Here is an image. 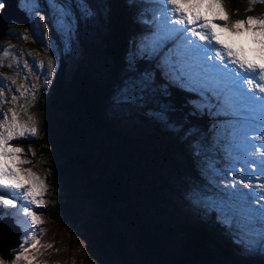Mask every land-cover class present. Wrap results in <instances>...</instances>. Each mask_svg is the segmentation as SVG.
Segmentation results:
<instances>
[{
	"label": "rangeland",
	"instance_id": "rangeland-1",
	"mask_svg": "<svg viewBox=\"0 0 264 264\" xmlns=\"http://www.w3.org/2000/svg\"><path fill=\"white\" fill-rule=\"evenodd\" d=\"M19 2L24 12L30 17V23L23 26L12 22L9 25L7 38L0 42V85L3 86L2 97H0V115L7 113L10 119L11 112L15 110L22 123L28 122V115H32L36 135L17 140L32 141L39 137L40 127L44 126L47 118V109L43 111L44 105L40 101L41 95L45 92L47 95L55 93L62 70L66 71L67 88L72 96L80 88L100 87L106 84L112 74L117 72L114 81L109 86L110 95L105 101L103 110V113L112 119L114 116L119 117L115 120L120 123L117 129L138 136L140 133L138 129L143 130L146 127L143 120L150 119L152 122L156 120L154 124L163 127L160 132L175 131L179 135V143L184 147L182 151L175 148L171 150L170 154L162 153V157L167 160L162 161L158 166L150 158L149 163L142 162L134 168L130 165L129 159L121 160V158L128 154L126 151L138 145L137 140L131 138L132 143L120 148V146H111L119 144L113 138V132L87 130L90 140L97 144H103L104 148L111 147L113 150L110 148L103 149V151L98 148L91 149L95 154L104 156L109 168V176L118 173L117 175L123 178L124 186L126 187L125 182L129 184L131 196L127 203L115 204L112 208L107 209L104 215L116 231L124 236L128 248H130L129 255L132 261L139 264H164L156 255L143 253L140 250L138 242L144 238L145 234L143 233L142 237L140 227H144L145 231L153 237L152 239L156 240L163 255L169 257L170 261L181 259L182 247L186 241L185 233L181 234V223H184L186 228L197 229L200 233L205 232L210 236L212 233L215 234L214 238L211 237L220 247L210 241L207 246L213 252L216 264H264V253L259 249V245L264 244V200L259 201L261 204L259 208L255 207L252 203L256 199L255 195L247 193L250 189L243 187L244 183L248 181L246 179L241 181L237 178L242 169L239 165L235 172L227 169L228 150L239 151L238 144L233 143L229 137L237 147L235 149L228 139L227 132L231 129L229 120L233 115L217 113L216 108L211 107L217 101L210 92L205 95L200 90L191 91L170 76L161 64V59L167 52L164 46L158 55H145L140 51L138 55L133 56L137 57L139 62L145 61L149 57H157V64L153 66L151 74L147 71L142 72L136 64V59L131 56L117 61L111 59L104 52L105 18L108 13L106 0H55L56 5L64 6L69 11L70 29H62L58 25L59 11L53 6V0H19ZM257 3L264 12V3ZM81 4L87 6L89 15H85L81 11ZM153 5L156 7L155 11ZM222 5L228 15L227 23H234L230 4L227 0H222ZM149 6L153 7L149 11L151 22H149L150 18L144 17L146 15L145 7ZM159 7H162L159 0H138L137 16L131 31H135L134 35H137L139 41L144 35L141 31L142 28L147 35L146 39L153 34L154 20H159L157 13ZM215 11H219V9H215ZM41 16L44 17L43 22L39 20ZM207 18L216 24L224 23L211 14ZM257 18L264 20V13ZM229 35L228 32H225L221 39L234 47H238L241 43L247 47L244 38L234 34L229 38ZM130 39L131 34L128 36V41ZM141 44L139 43V48ZM5 51L9 53L7 56L4 55ZM25 61L30 65H35V71H30L28 67H25ZM50 63L54 65L51 71L49 70ZM63 63L66 66L65 69L62 67ZM41 64L43 67H40ZM141 67L143 68L142 65ZM192 71L195 72L196 69L193 67ZM13 79L16 80L15 84L12 83ZM151 81L157 85L164 81L166 89L173 88L180 97L186 96L187 110L207 119L211 130L209 137L207 131H199L190 126L188 122L176 123L172 121L168 116V107L164 99L150 88ZM32 85H35L36 98L34 102H30L32 92L29 91L27 96L18 99L15 105L11 103L13 95L19 97L24 88H30ZM129 102L133 104L132 107L129 106ZM203 104L210 105V107H197ZM24 108H27V112L23 111ZM254 115L253 119L247 115L238 124H235L238 118L232 120L231 123L232 127H236L241 137L245 133L252 134L249 139L256 141L259 145L262 142L260 127L264 124V107L257 109ZM84 118V112L77 113V119L82 120L85 125ZM2 130L0 129V131ZM262 131H264V127H262ZM169 138L166 137L165 140L158 141L166 145L169 143L167 141ZM251 147L252 145L249 144V148ZM261 150L264 151V149ZM33 153L36 157L39 156V159L31 162L29 157H24L30 161V166L26 169H30L33 175L44 181L45 190L42 195L37 197L44 203L39 206L32 204L29 207L37 214L41 223L38 227L32 226L31 219L24 214L8 217L13 219L23 233L22 242H20L23 247L16 250L17 254L11 255L12 262L10 264L13 262L14 264H110L107 259L92 251L88 244L90 236L84 226L90 223L94 216V208L89 202L83 201L80 204L79 219L76 220L79 226L74 233H69L64 226L55 224L42 215L40 210L51 197L49 186L51 160L46 153L41 154L36 150ZM219 153L226 155L223 162H221L223 156H219ZM253 158L258 159L259 152ZM244 162L243 160L236 161L239 164ZM247 162L251 163V161ZM126 164H129L130 177L125 173ZM249 170L255 171V167L249 166ZM245 171L247 173L248 169L246 168ZM257 171L264 173V163H257ZM136 172L139 175L149 174L147 177L149 189L138 186L141 176L138 177V180H132L133 177H137ZM22 177L27 182L24 173ZM262 181H264V177L254 176L251 180L253 188H256ZM232 182L236 183L237 192L231 193L229 190V194L224 195ZM151 189L154 196L150 195ZM156 199H162V201L157 202ZM154 203H157L158 206L156 207ZM129 205L136 215V220L129 221V214L126 212ZM222 214L236 217L242 227L249 228L253 236L257 238V244L250 247L247 241L243 244L238 243L240 234L235 224L229 226L224 223ZM211 215L214 216L213 222L209 218ZM249 217L253 218L251 225L248 223ZM216 225L219 232H214ZM12 226V222L0 217V228L4 227L2 230L0 229L1 239L7 237L10 242L11 240L17 242V234L15 235L16 231ZM30 228L35 229L36 238L39 239L35 248L31 247L36 243V240L32 238ZM17 232L20 234V231ZM192 233L198 235L194 230ZM10 245L3 251L4 255L9 252ZM25 247L29 249L27 252H24ZM3 248L4 245L0 248V264H6L2 260ZM16 255H21L19 261L15 260Z\"/></svg>",
	"mask_w": 264,
	"mask_h": 264
},
{
	"label": "trees",
	"instance_id": "trees-1",
	"mask_svg": "<svg viewBox=\"0 0 264 264\" xmlns=\"http://www.w3.org/2000/svg\"><path fill=\"white\" fill-rule=\"evenodd\" d=\"M227 2L230 4L234 22L247 19L249 16L257 18L264 13L258 3L253 4L250 0H227ZM106 4L108 13L105 18L104 52L116 61L131 56L136 59V64L142 72L147 71L151 74L153 66L144 60L139 62L137 57H133L139 53L137 51L138 37L134 35L135 31H131L137 16L136 7L133 6L131 0L127 2L125 0H106ZM129 34H131L130 41H128ZM62 67L66 68L64 63ZM116 74L117 72H114L106 84L100 87L80 88L72 96L67 88L66 71L62 70L55 93L47 95L45 92L41 95L40 101L44 105L43 111L47 109V118L44 126L40 127L39 137L32 141L25 140L23 147L31 162L39 159V156L33 155L35 150L41 154L46 153L51 160L49 174L51 197L40 210L42 215L53 223L64 226L69 233H74L79 226L77 221L80 204L83 201L89 202L94 208V216L84 228L90 236L88 244L91 250L107 259L110 264H139L130 258V248H128L124 236L116 231L104 215V212L115 204L127 203L131 196L129 184L125 182V187L123 178L117 175L118 173L109 176L106 159L104 156L95 154L91 149L98 148L103 151V149H111V147L104 148L103 144H97L90 140L87 130L113 132V138L119 144L111 146H120V148L132 143L131 138L137 140L138 145L126 151L128 154L121 158V160L129 159L130 165L134 168L142 162L149 163L150 158L158 166L162 161L167 160L162 157V153L170 154L171 150L175 148L182 151L184 147L179 143V135L175 131L160 132L163 127L155 125L156 120L154 122L150 119L143 120L146 127L143 130L138 129L140 132L138 136L117 129L120 123L115 120L119 117L114 116L112 119L103 113L105 101L110 95L109 86L114 81ZM150 88L164 99L168 107V116L172 121L176 123L188 122L190 126L199 131H207L209 137L211 130L207 119L187 110L186 96L180 97L172 90L167 91L163 81L158 85L151 81ZM132 105L129 102V106L132 107ZM81 112L85 114L83 119L85 125L82 120L77 119V113ZM166 137H170L167 140L169 143L166 145L158 141H163ZM219 156H223L221 162L226 159L224 153H219ZM128 165L126 164L125 173L130 177ZM136 173L137 177H133L132 180H138V177L141 176L138 186L149 189L147 187L149 174L139 175L138 172ZM150 195H153L152 189ZM158 201L161 202L162 199ZM154 204L156 207L158 206L157 203ZM126 212L129 214V221L135 219L136 215L130 205ZM209 218L213 222L214 216L211 215ZM181 228V234L185 233L186 239L182 247L181 259L170 261L169 257H165L156 240L152 239L153 237L145 231L144 227H140L142 237L145 233L144 238L138 242L140 250L143 253L156 255L164 264H216V258L207 246L210 241L220 247L213 239L215 234L212 233V238L205 232L200 233L197 229L186 228L184 223H181ZM193 230L198 235L192 233ZM214 232H219L217 225L214 227Z\"/></svg>",
	"mask_w": 264,
	"mask_h": 264
},
{
	"label": "snow or ice",
	"instance_id": "snow-or-ice-1",
	"mask_svg": "<svg viewBox=\"0 0 264 264\" xmlns=\"http://www.w3.org/2000/svg\"><path fill=\"white\" fill-rule=\"evenodd\" d=\"M250 2L264 3V0H250ZM159 4L162 5L157 9L159 20L153 34L141 44L142 54L158 55L167 40H174L176 42L174 48L161 59V64L167 73L191 91L200 90L205 95L210 92L217 101L211 107H215L217 113L237 117L235 124H238L245 115L252 116L257 109L264 107V20L249 16L247 19L236 20L228 24V15L223 8L222 0H159ZM5 6L4 0H0V10H3ZM53 6L59 11L58 25L62 29H70L69 11L64 6L56 5L55 0H53ZM80 8L85 15L90 14L86 5L81 4ZM209 14L224 23H214L213 20L207 18ZM39 20L43 22L44 17L41 16ZM225 32L230 34L229 38L232 34L244 38L247 47L243 43L238 47L226 43L224 39H221ZM8 54L7 51L4 52L5 56ZM24 66L30 71H35L36 66L30 65L27 61ZM40 67L43 65L41 64ZM53 67L54 65L50 63L49 70L51 71ZM193 67L196 69L195 72L192 71ZM145 75L147 77V74ZM12 83L15 84L16 80L13 79ZM2 88L3 86L0 85V97H2ZM29 91L32 92L30 102H34L35 85H32L30 88H24L19 97L13 95L11 103L15 105L18 99L25 98ZM197 107H210V105L203 104ZM23 111L27 112V108ZM0 129H3L0 131V216L14 215L2 210L17 209L18 203L23 200L27 203L21 205L18 212L29 217L32 226L38 227L41 221L29 205L39 206L44 203L42 199L37 198L45 190L44 181L33 175L30 169H21L16 166L17 160L20 164H27L30 161L20 159L23 149L10 144V141L14 139L36 135L34 117L28 115V122L22 123L15 110L11 112L10 119L7 113H3L0 115ZM228 135L233 143L238 144L239 151L228 150L227 169L235 172L239 165L242 171L237 178L241 181L245 179L248 181L243 187L250 189L247 193L255 195L256 199L252 203L259 208L261 206L259 201L264 200V181L253 188L251 180L254 176L264 177V173L257 171V163H264V151L261 150L264 149V133L260 134L262 142L259 145L256 141L249 139L252 134L245 133L241 137L235 126ZM249 144L252 145L251 148ZM257 152H259V158H253ZM238 160L245 162L236 163ZM249 166H254L255 171L249 170ZM21 172L27 178V187H25L24 179L21 178ZM229 190L231 193L237 192L235 182L229 185L224 195L229 194ZM222 215L224 223L229 226L235 224L240 234L238 243L243 244L247 241L250 247L257 244V238L253 236L251 230L242 227L236 217ZM248 223L250 225L253 223L252 217L248 218ZM29 231L32 232V238L36 240V243L31 245L35 248L39 239L36 238L34 228H30ZM259 249L264 253V244L259 245ZM28 250L24 248V252ZM20 259L21 255H16L15 260Z\"/></svg>",
	"mask_w": 264,
	"mask_h": 264
},
{
	"label": "water",
	"instance_id": "water-1",
	"mask_svg": "<svg viewBox=\"0 0 264 264\" xmlns=\"http://www.w3.org/2000/svg\"><path fill=\"white\" fill-rule=\"evenodd\" d=\"M5 8L0 11V42L8 36L9 25L17 22L20 25L27 26L30 23V17L20 6L19 0H4ZM9 255V253H7Z\"/></svg>",
	"mask_w": 264,
	"mask_h": 264
},
{
	"label": "bare ground",
	"instance_id": "bare-ground-1",
	"mask_svg": "<svg viewBox=\"0 0 264 264\" xmlns=\"http://www.w3.org/2000/svg\"><path fill=\"white\" fill-rule=\"evenodd\" d=\"M164 82V81H163ZM255 115H252L250 117H252V119L254 118ZM247 117V115H245V118ZM244 119V117L242 118V120ZM12 243H14L13 241H11Z\"/></svg>",
	"mask_w": 264,
	"mask_h": 264
}]
</instances>
